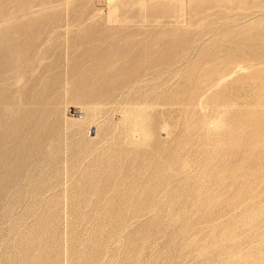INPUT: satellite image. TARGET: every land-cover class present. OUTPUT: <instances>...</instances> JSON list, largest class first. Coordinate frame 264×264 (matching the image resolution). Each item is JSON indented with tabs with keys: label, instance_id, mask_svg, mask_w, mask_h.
Masks as SVG:
<instances>
[{
	"label": "rangeland",
	"instance_id": "obj_1",
	"mask_svg": "<svg viewBox=\"0 0 264 264\" xmlns=\"http://www.w3.org/2000/svg\"><path fill=\"white\" fill-rule=\"evenodd\" d=\"M0 264H264V0H0Z\"/></svg>",
	"mask_w": 264,
	"mask_h": 264
}]
</instances>
